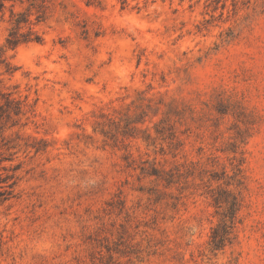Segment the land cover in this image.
Segmentation results:
<instances>
[{
    "label": "rangeland",
    "instance_id": "374dc122",
    "mask_svg": "<svg viewBox=\"0 0 264 264\" xmlns=\"http://www.w3.org/2000/svg\"><path fill=\"white\" fill-rule=\"evenodd\" d=\"M0 264H264V0H0Z\"/></svg>",
    "mask_w": 264,
    "mask_h": 264
},
{
    "label": "trees",
    "instance_id": "16d2710c",
    "mask_svg": "<svg viewBox=\"0 0 264 264\" xmlns=\"http://www.w3.org/2000/svg\"><path fill=\"white\" fill-rule=\"evenodd\" d=\"M228 219L224 220L220 226L221 230L220 233H217V227L212 231V239H211V249H220L224 245L225 240L228 238L229 228L233 226L234 218H235V211H236V203L235 201H231L230 205L228 206ZM215 233H217L216 237L214 238Z\"/></svg>",
    "mask_w": 264,
    "mask_h": 264
}]
</instances>
